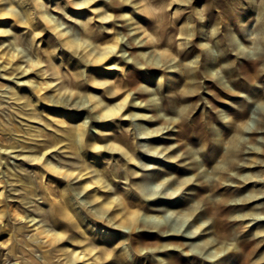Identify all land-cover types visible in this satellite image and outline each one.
<instances>
[{"label":"rangeland","instance_id":"obj_1","mask_svg":"<svg viewBox=\"0 0 264 264\" xmlns=\"http://www.w3.org/2000/svg\"><path fill=\"white\" fill-rule=\"evenodd\" d=\"M93 3L101 4L95 14H90L94 18L90 20L94 40L105 47L119 37L117 49L105 61L91 63L83 59L81 49L74 52L63 46L45 24L35 38L27 24L7 21L6 35L14 36L20 45L17 47L11 37L0 48L3 53L16 52L20 58L0 59V94H4L13 86L24 90L50 79L42 77L36 68L29 69V60L37 58L39 48L46 50L50 37L59 41L61 45L54 52L59 67L82 75L83 84V91L75 88V96L60 97L66 106L58 108L59 113L69 114L73 121L65 126L77 129L85 125L89 147L92 139H98L103 149H88V155L103 157L101 169L107 172L118 194L129 190L142 198V220L150 225L139 230L161 236L157 244L145 238L141 247L132 248L128 243L131 228L120 226L121 217H115L113 210L99 213L89 190L74 189L79 187L80 178L48 172L52 196L61 188H72L85 224L98 238L110 235L117 240V249L110 257L97 261L89 256L87 262L72 264H118L114 255L120 251H126L133 264H141L134 261L136 256L145 262L166 264L175 255L182 257L184 264H264V0ZM93 3L73 14L67 12L61 0L48 4V14L67 34L81 38L83 28L79 22L88 19L81 11L88 13ZM0 5L12 9L16 4L15 0H0ZM99 14L109 18L102 20ZM122 68L125 76L132 71L141 74L144 98L129 92L122 111L125 116L100 119L89 96L91 92L97 99L104 95L102 87L87 81L89 74L102 82L115 79L118 84L124 77ZM106 70L111 72L104 75ZM42 93L46 101L44 106L38 105L37 113L44 111L39 114L44 117L41 119L51 129H58L60 120H54L49 109L59 98L53 88ZM123 98L110 97L108 102L113 106ZM37 121L30 125L39 131L42 122ZM109 125L112 130L107 129ZM46 131L39 140L48 138ZM63 145L48 147L47 160L78 172L86 159ZM1 146H8V142L0 141ZM4 149L0 151V208L6 214L0 223V264H22L8 253L11 244H15L20 257L21 248L29 251V231L42 224L52 231L56 227L50 219L53 211L44 184L38 178L42 165L31 159L41 151L33 146L18 148L17 152ZM127 151L135 161L126 156ZM92 162L89 170L95 166ZM153 175L158 178L152 189L140 195L138 186ZM29 183L34 192H30ZM100 192L107 196L113 193ZM92 215L101 220H90ZM172 224L178 231L172 230ZM8 233L13 236L12 243ZM34 256H41L37 248Z\"/></svg>","mask_w":264,"mask_h":264},{"label":"bare ground","instance_id":"obj_2","mask_svg":"<svg viewBox=\"0 0 264 264\" xmlns=\"http://www.w3.org/2000/svg\"><path fill=\"white\" fill-rule=\"evenodd\" d=\"M30 1L31 0H15L16 5L12 9L7 8L5 5H0V38H5L0 41V48L3 43L11 40V37H14L12 35H6L8 33V30L6 29L8 24L6 23L11 20L15 23L27 24L29 26V31L36 34V36H34L35 38L42 31L43 24H45L48 28L55 32L58 38H60L59 41L63 44V46L73 50L74 52L81 49L83 59H87L88 61L90 60L91 63L105 61L108 59V56L114 53L117 49L119 43L118 36L115 37L114 42L110 44L106 43L105 47H101L102 44L97 43L93 38L95 30H93L94 28L90 25V20L92 19L90 14H95V12L101 8L100 3H95V5L93 3L94 0H62L67 12L73 14L77 13L78 10L84 7L86 8L87 6H91L92 3L95 5H92V8L91 10H88V13L81 11V13L86 14L88 19H82L79 22L83 28L82 36L79 38L76 34H67L63 31L60 28V24L55 22L48 14V6L50 4V6L55 5L61 0H32L33 3H30ZM3 18L5 20H2ZM99 18L106 20L109 16H102V14H99ZM14 40L15 45L18 47L20 42H17L15 37ZM59 41L50 37L46 50L43 52V50L39 48L37 58L29 60V69L36 68L42 77L45 79L51 77L50 79L38 83V85L35 87L33 86V88L29 87L24 90L13 86L9 91L4 94H0V141L2 143L8 142V146H1L0 151L5 148V152L8 150L17 152L16 150H18V148L27 149L30 146H33V148H37L41 151V155L32 156L31 159L42 165L38 172V178L42 181V184H44L43 186L45 189H43L47 194V198L50 201L53 211L50 219L56 227V231H52L48 229L45 224H42L34 231H29V242H26V246L29 247V251L21 248L19 251L20 257H18L15 244H11L8 253L14 256V258L22 260V264H41V260H44L48 264H72L75 261H82V263H84L90 260L89 256H92L97 261H100L103 257H110L113 254V250L117 249V240L114 237L106 235L102 236V238H98L89 224H85L86 219L80 212L76 202L73 200L72 188H61L62 190L57 195L52 196L51 188L47 181L48 172L61 174L63 176L65 175L68 178H80L81 181L79 183V187L74 189L89 190L90 200L92 202H97L96 205L99 213L106 214L113 210V213H116L115 217H121L120 226L131 228V235L128 238V243L132 248L135 249L141 247L143 244L142 239L145 238L154 239L156 244L161 241V236L158 233L150 231L149 233L145 232V230H139L143 225H150L149 222H144L142 220L140 212V208H143L144 206L142 198L139 197L136 192H130L129 190L118 194L119 192L117 188H115V184L110 179L107 172L101 169L103 165V157H98L96 154L88 155V149L93 151L103 149V147L99 145L98 139H92L89 147L87 144L89 133L87 134L85 125H79L77 129H69L65 126L69 121H73L69 120V114L64 115L59 113L58 108L66 106L60 97L65 95L70 97L75 96L77 93L75 92V88L83 91V84L82 81H80V77L82 75L70 72L69 69L67 71H62L59 67L60 60L54 53L58 46L61 45ZM4 57H8L11 60H15L16 58L20 60L19 54L16 52L3 53V51H1L0 59ZM67 67L69 68V66ZM24 71L27 72L28 70L24 68ZM120 71L124 77L120 79V83L118 84L115 79L114 81L109 79L102 82L96 77L94 78V74H89L87 81L96 87H102V93L104 95L101 99H97V95H95L94 92H91L89 96V99L94 102V109L98 111V114L101 117H99L100 119H108L116 117L120 114L121 117L125 116V112L122 113V111L126 108L129 92H135V94L137 93L138 98L140 99L144 98L142 95L143 91H141V74L137 71H132L125 76L124 69L122 68ZM110 72L111 70H106L102 73L104 75H108ZM187 77H191V74L188 73ZM29 83L31 84L33 82ZM47 88H53L57 94L56 98H59V101L54 105V107L49 109V115H51L54 120H60L57 122V126L60 127L58 129H51L50 125L47 122H44V119H41L44 117H40L39 114L42 115L44 111L37 113L38 105L44 106L46 96L42 92ZM123 90H125V92L121 95L120 92ZM118 95H120V98L124 95V98L112 106L108 102L109 98ZM2 103L8 104L7 107ZM48 119L50 121L52 120L50 118ZM35 120L42 122V124H40V122L37 121V123L42 126L39 131H36L34 127L30 125L35 123ZM107 129L112 130V126L109 125ZM45 130H47L46 132L48 133V138L41 141L39 138L43 136L41 134ZM147 133L150 134V132ZM109 140L110 142H113L112 137H110ZM63 144H65V147L72 150L75 154L86 159L85 162L82 163L83 166H81V169H79L78 172L75 168L65 169L63 167L53 165L49 160H47L46 154L49 151L48 147H59ZM105 148L106 147H104V149ZM126 156H128L131 161H135L130 151L126 152ZM90 160L93 161L91 164L95 165L92 170H89L88 166ZM11 174L13 175L12 172ZM92 174L94 175L90 176ZM157 176L158 175H153V177L149 180H146V182L144 181V185L140 184V186H138L140 195L142 194L145 196V193L148 194L146 191L152 189L154 180L158 178ZM1 182L2 180L0 183ZM33 189L32 183H29L30 192H34ZM100 191H111L113 193L107 196L105 193H101ZM153 194L155 193H152L151 195ZM2 195L3 192L0 193V196ZM127 196H129L130 199H127ZM56 204H59V208L56 207ZM134 207L139 209L134 210ZM12 210L15 211L13 208ZM185 213L186 212L183 214ZM5 214L6 210L1 207L0 223L2 222ZM17 217L24 219L21 215H17ZM35 219L36 218H32V220ZM91 219L92 221L101 220L96 215H92L90 217V220ZM171 226H173V224ZM3 227L2 231L4 232ZM164 228L166 227L164 226ZM162 229L163 227H161V230ZM175 229L176 227L173 226L172 230L176 231L177 229ZM9 236V241L12 243L13 236L10 234ZM17 242L16 238L15 243ZM177 247L182 246L179 245ZM36 248L37 252L41 253L39 258L34 256V250ZM114 259L118 264H133L131 263L132 261L130 262L126 251H120V254L117 256L114 255ZM134 261L141 262V264H156L151 261H142L138 256L134 258ZM166 264H184V262L182 257L175 255L168 259Z\"/></svg>","mask_w":264,"mask_h":264}]
</instances>
